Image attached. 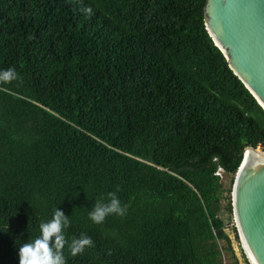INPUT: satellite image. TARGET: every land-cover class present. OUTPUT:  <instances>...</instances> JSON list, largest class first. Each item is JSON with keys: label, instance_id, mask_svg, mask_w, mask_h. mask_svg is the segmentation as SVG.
<instances>
[{"label": "trees", "instance_id": "obj_1", "mask_svg": "<svg viewBox=\"0 0 264 264\" xmlns=\"http://www.w3.org/2000/svg\"><path fill=\"white\" fill-rule=\"evenodd\" d=\"M205 3L0 0V71L18 77L0 82V264H19L57 208L68 243L94 242L76 257L66 244L65 264L233 254L222 212L231 224L245 149H264V108L210 37ZM108 192L127 212L96 224Z\"/></svg>", "mask_w": 264, "mask_h": 264}, {"label": "water", "instance_id": "obj_2", "mask_svg": "<svg viewBox=\"0 0 264 264\" xmlns=\"http://www.w3.org/2000/svg\"><path fill=\"white\" fill-rule=\"evenodd\" d=\"M206 29L264 108V0H206ZM233 216L250 264H264V149L247 147L234 179Z\"/></svg>", "mask_w": 264, "mask_h": 264}, {"label": "clouds", "instance_id": "obj_3", "mask_svg": "<svg viewBox=\"0 0 264 264\" xmlns=\"http://www.w3.org/2000/svg\"><path fill=\"white\" fill-rule=\"evenodd\" d=\"M81 11L88 15L92 14L91 7L82 8ZM17 78L14 68L0 71V82L9 83ZM107 197V203L97 200L88 214L96 224L103 223L109 215L123 217L127 212V205L121 204L116 192H108ZM69 225L68 216L59 208L55 209L51 220L40 223V236L19 247V264H65L63 249L66 244L73 257L83 254L86 248L94 246L91 237L84 233L68 243L63 229Z\"/></svg>", "mask_w": 264, "mask_h": 264}, {"label": "rangeland", "instance_id": "obj_4", "mask_svg": "<svg viewBox=\"0 0 264 264\" xmlns=\"http://www.w3.org/2000/svg\"><path fill=\"white\" fill-rule=\"evenodd\" d=\"M222 181H223L225 187L228 188V187H230L231 183L233 182V177L230 176V175L228 176V175H224L223 174ZM225 205H226V201L224 200L223 201V207H225ZM232 215H233V212H232ZM222 216H223V219H225L226 223H228V225H227L229 227L228 232L230 233V236L232 238V247L234 249L233 254L232 253L230 254V253H227L226 251H223V255H224L223 264H246L244 262L243 255H245V258H246L247 262L250 264L249 259L247 258L246 254H245V251L243 249L240 237H239V243H238L237 240L234 238L233 232H231L232 231V227L233 226L236 227L234 216L232 218L233 221H232L231 224H230L231 218H230L229 213H227L225 210H223ZM236 230H237V228H236ZM238 236H239V234H238ZM222 247H224L223 244H222ZM240 249H242L243 251H241Z\"/></svg>", "mask_w": 264, "mask_h": 264}, {"label": "built area", "instance_id": "obj_5", "mask_svg": "<svg viewBox=\"0 0 264 264\" xmlns=\"http://www.w3.org/2000/svg\"><path fill=\"white\" fill-rule=\"evenodd\" d=\"M219 173H222V171H219Z\"/></svg>", "mask_w": 264, "mask_h": 264}]
</instances>
